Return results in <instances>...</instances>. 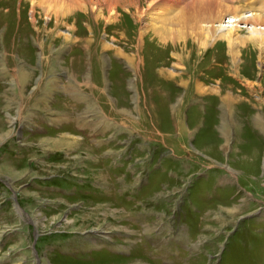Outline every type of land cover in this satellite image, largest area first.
Wrapping results in <instances>:
<instances>
[{
	"label": "rangeland",
	"instance_id": "1",
	"mask_svg": "<svg viewBox=\"0 0 264 264\" xmlns=\"http://www.w3.org/2000/svg\"><path fill=\"white\" fill-rule=\"evenodd\" d=\"M89 1L0 0V264H264V0Z\"/></svg>",
	"mask_w": 264,
	"mask_h": 264
},
{
	"label": "bare ground",
	"instance_id": "2",
	"mask_svg": "<svg viewBox=\"0 0 264 264\" xmlns=\"http://www.w3.org/2000/svg\"><path fill=\"white\" fill-rule=\"evenodd\" d=\"M37 1V0H36ZM39 3H40V0H38ZM182 0H168L167 3L168 5L171 4V5H174L175 6H179L181 3ZM224 1L225 0H195L193 1L192 3H190L189 5L187 4V6H185L184 10L181 11V12H186L185 15H181L180 17L178 15H176L177 17H175L177 20V22L180 24L183 22V19H185L186 17H190V18H193V21L198 23V24H202L204 22H213L214 20L216 19H222V17L224 16V13H228L230 7L229 6H226V4H224ZM263 1V0H262ZM67 2V5L64 6L62 5V7L60 8H57V6H51L50 7V10L49 12L52 13V17L55 16L59 19V17L61 16H66L67 13L66 12H70V11H73L75 10L76 8H81V0L79 2V0H75V3L71 0H66ZM93 2V0L89 1L88 2V6H90L91 3ZM178 2V4L176 3ZM53 3V2H52ZM84 3V2H83ZM110 3V2H109ZM96 4V3H95ZM99 4V3H98ZM114 4V3H113ZM97 5V4H96ZM38 6H41L40 4ZM261 6L264 7V1L261 2ZM37 7V6H36ZM73 7V8H71ZM84 7V5H83ZM232 7V6H231ZM97 8V7H96ZM108 8V7H107ZM113 8V7H112ZM87 9V8H86ZM78 10V9H77ZM241 10L242 12V9L241 7H234L232 8V13L235 14L234 17H232L231 21H233L234 23L238 21H240V19H249L251 18L252 19V23L253 24H260V22L264 21L263 17L261 15H256V14H251V15H241L239 14V11ZM83 11V10H82ZM93 11L96 12V9L95 7L93 8ZM244 11V10H243ZM262 11V10H261ZM80 12V11H79ZM86 12V11H85ZM88 12V11H87ZM263 12V11H262ZM71 13V12H70ZM109 14H110V17L111 19H113L114 17H117V11L116 9H110L109 11ZM259 14V13H258ZM264 14V13H263ZM262 14V15H263ZM50 16V15H49ZM48 16V17H49ZM73 16V14H71L69 17ZM172 16V15H171ZM225 17V16H224ZM50 18V17H49ZM106 19V18H105ZM235 19V21L233 20ZM171 20H174L173 18ZM192 20V19H191ZM62 22L61 20H58V22ZM170 21V19H169ZM185 21V20H184ZM217 21V20H216ZM215 21V22H216ZM230 21V22H231ZM238 21V22H239ZM32 22L35 23L36 20H35V17H33L32 19ZM174 22V21H173ZM192 22V21H191ZM185 23V22H184ZM183 23V24H184ZM188 23V22H187ZM222 23V21H221ZM233 23V24H234ZM190 24V22H189ZM193 25V24H192ZM73 28V27H72ZM258 29V28H257ZM259 29L262 30V32H264V26H260ZM204 30V29H203ZM260 30V31H261ZM193 31V30H192ZM200 32V31H199ZM215 32V31H214ZM258 32V31H257ZM203 33V31H202ZM179 35V34H178ZM202 35V34H201ZM61 36V35H60ZM222 37V36H221ZM64 40L65 41H69L71 38H74L73 34L72 33H69V35H65L64 36ZM209 38V36H208ZM220 38V37H219ZM223 38V37H222ZM91 39V38H90ZM216 40V39H215ZM81 41V40H80ZM230 41H231V44L233 43L234 44V38L230 37ZM235 42H237V40L235 39ZM92 43V42H91ZM189 43V42H188ZM105 45V44H104ZM203 45V44H202ZM89 47V46H88ZM105 47V46H104ZM41 50L43 49V46H40ZM128 62L132 65V62H131V59L128 60ZM133 66V65H132ZM29 73V72H28ZM20 75H22V71L20 73ZM169 76H172V74H170ZM29 77V76H28ZM171 78V77H170ZM27 81V80H26ZM17 89V88H16ZM15 89V90H16ZM18 95V94H17ZM232 96V95H231ZM229 99V97H228ZM226 100V99H225ZM230 102V100H229ZM228 102V103H229ZM232 104V103H230ZM68 136V135H67ZM62 141V140H61ZM66 142V141H65ZM69 142V141H68ZM70 143V142H69ZM83 143V142H82ZM81 145V144H80Z\"/></svg>",
	"mask_w": 264,
	"mask_h": 264
},
{
	"label": "water",
	"instance_id": "3",
	"mask_svg": "<svg viewBox=\"0 0 264 264\" xmlns=\"http://www.w3.org/2000/svg\"><path fill=\"white\" fill-rule=\"evenodd\" d=\"M245 218H247V217H245ZM245 218H243V219H245ZM235 231V230H234Z\"/></svg>",
	"mask_w": 264,
	"mask_h": 264
},
{
	"label": "crops",
	"instance_id": "4",
	"mask_svg": "<svg viewBox=\"0 0 264 264\" xmlns=\"http://www.w3.org/2000/svg\"><path fill=\"white\" fill-rule=\"evenodd\" d=\"M39 261V260H38Z\"/></svg>",
	"mask_w": 264,
	"mask_h": 264
}]
</instances>
